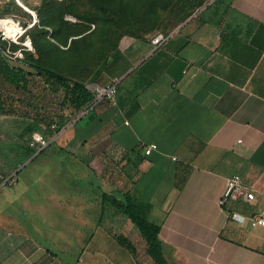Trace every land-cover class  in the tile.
I'll return each instance as SVG.
<instances>
[{
  "label": "crops",
  "instance_id": "0c3cea01",
  "mask_svg": "<svg viewBox=\"0 0 264 264\" xmlns=\"http://www.w3.org/2000/svg\"><path fill=\"white\" fill-rule=\"evenodd\" d=\"M154 35H124L109 54L100 84L118 82L117 103L101 100L51 138L62 160L70 155L96 172L99 199L87 195L95 187L88 173L20 181L18 167L15 181L0 187V264H104L61 256L62 242L72 245L68 233L32 230L27 220L101 222L105 210L120 230L92 236L89 248L108 255L105 264H139L117 239H138L133 222L103 204L105 192L150 203L169 264H264V226L252 227L248 218L264 212V0H222L157 46ZM151 143L158 148L144 154ZM236 173L256 199L222 207ZM232 211L247 218L235 221Z\"/></svg>",
  "mask_w": 264,
  "mask_h": 264
},
{
  "label": "rangeland",
  "instance_id": "374dc122",
  "mask_svg": "<svg viewBox=\"0 0 264 264\" xmlns=\"http://www.w3.org/2000/svg\"><path fill=\"white\" fill-rule=\"evenodd\" d=\"M190 1L193 0H67L66 4H63L60 0H0V19L11 18L21 28L16 36H11L0 27V49L4 57L16 65L29 67L34 62L45 63L50 60L55 67L63 70V75L67 78L87 85L92 82L105 84L101 79L105 74V63L112 49L124 35L145 36L154 35L157 32L170 33L189 18L198 16L204 9L219 4L222 0H200L194 8L186 4ZM62 13L63 19L69 24L61 22L59 16ZM42 18L51 24L46 26L49 29L47 39L40 36L36 29V27H44L41 23ZM76 29L84 30V32L74 35ZM53 30L58 37L51 35ZM34 37L39 46L45 49L44 56L37 52ZM73 38H76L74 43ZM66 40L68 44L73 43L70 53L56 51L54 44L66 49L68 46L61 43ZM16 53H22V58L12 59L11 57ZM60 65L64 68L62 69ZM40 85L41 88L32 87L30 90L32 95H29L27 91H16L0 77V92L11 93L15 97L14 103H9L0 95V185L13 175L14 169L20 164L19 160L13 159L14 154L10 151L8 144L17 138L31 116L43 111L49 113L44 108L46 105L38 100V93L42 90L43 82ZM12 109L16 110L15 114ZM46 134L49 137L50 130ZM56 143H51L41 153L36 156L34 154L22 163L17 169L22 167L17 178L20 181L26 178L30 181L80 180L86 179L81 176L88 173L92 175L90 177L94 180L95 187L88 190L87 195L97 201L103 189L96 172L88 169L86 162L77 161L76 163L70 155L66 154L65 159L62 160L64 154L53 150ZM55 164L67 167L63 166L55 174L54 170L51 172ZM48 169L51 170L48 171ZM3 192L4 189L0 190V198H4ZM8 195L12 198L19 196L17 192H8ZM15 201L13 207L17 204ZM31 218L33 220H27V222L32 230L39 228L44 232L60 228L63 234L68 233L67 238L71 237L72 245L62 242L67 251L61 252L60 255L72 256L77 258L78 262H80L79 257L89 255L100 259L105 264L109 260L108 255L90 249L88 246L90 238L92 236L97 238L105 229L120 230L111 220L107 210L101 222H99L100 217L76 221L43 220L32 216ZM90 250L93 251L90 252Z\"/></svg>",
  "mask_w": 264,
  "mask_h": 264
},
{
  "label": "trees",
  "instance_id": "16d2710c",
  "mask_svg": "<svg viewBox=\"0 0 264 264\" xmlns=\"http://www.w3.org/2000/svg\"><path fill=\"white\" fill-rule=\"evenodd\" d=\"M66 1L67 0H60L63 4H66ZM199 3L200 0H193L186 4L194 8ZM69 12L71 11L69 10ZM59 18L63 24L68 23L63 19V13ZM41 23L44 27H36V24H34V26L39 32V35L46 38L49 34V29L46 28V26H51V24L43 18ZM83 32L84 30L79 31L76 29L74 35ZM51 35L57 36L54 34V30ZM33 41L35 42L37 52L41 54V56H44L45 49H42L39 46L35 37ZM75 41L76 38H73L72 42L74 43ZM61 43L68 47L63 49L54 44L56 51L70 53L73 43L68 44V40L64 42L61 41ZM117 46L118 44L112 49V51ZM60 66L62 69L64 68L63 65ZM59 69L60 67H55L50 60H47L45 63L37 61L34 62V64L29 65V67L16 65L12 63V61L7 60L4 57L3 51L0 49V77L16 89V91H27L29 95H32V91H30L32 87L39 88L41 86L40 83L43 82L44 85L42 90L38 93V100L46 105L44 108L49 111V113L43 111L40 114L38 113V115L31 116L26 122L25 127L17 135V138L8 144L10 151L14 154L13 159L15 161L19 160V166L38 151V149L29 144L33 132L41 130L43 124L50 127V124L54 119H57L59 127L64 126L71 120L72 115L78 114L81 109L92 102L95 98L94 92L86 86V83L67 78L63 75V70ZM0 95H2L4 100L9 103H14L15 101V97L11 93L4 94L3 92H0ZM50 110H52L51 113ZM12 112L15 114L16 110L12 109ZM26 112L30 114L28 111ZM48 130H50L51 135L54 133L53 130ZM27 136L28 139H26ZM43 150L44 149L40 150L39 153ZM19 166H17L14 171ZM13 178H15L14 175L6 185L11 183ZM106 202L111 203L119 212L125 214L127 218L133 222L132 229L133 232L138 235V239L132 241L129 237L123 234L118 235L117 239L132 252L139 264H169L164 256L162 241L159 237L160 225L151 221L148 217L151 207L150 203L140 201L127 193L124 198H118L114 194L105 192L103 193V204ZM236 204L243 205L244 202L238 201Z\"/></svg>",
  "mask_w": 264,
  "mask_h": 264
},
{
  "label": "built area",
  "instance_id": "2783aa9c",
  "mask_svg": "<svg viewBox=\"0 0 264 264\" xmlns=\"http://www.w3.org/2000/svg\"><path fill=\"white\" fill-rule=\"evenodd\" d=\"M167 35L163 32H157L151 39V42L157 46L161 44ZM31 46V42L29 43ZM22 53H16L12 56V59H20L22 58ZM90 90H92L95 94V98L92 102L86 105L80 112L74 117V119L70 120L64 126L59 127L57 119L50 124V127L46 124L42 125V129L35 131L32 133L31 139L29 140V144L32 147L38 149V151L46 148L50 142L51 138H56L60 134H62L66 129H68L73 122L79 117L85 115L89 110H91L98 102L103 99H107L112 101L113 103H117V93H118V82L113 81L107 85H102L98 82H92L86 85ZM51 129L54 131L52 135L49 137L46 134V131ZM158 147L155 143L144 144L142 146V151L144 154L148 155L152 153V151L156 150ZM15 181V178L11 180V183ZM256 199L255 190L249 183L245 182L240 174H233L227 179L226 188L219 200V203L222 207H225L232 200L234 201H244L248 203H253ZM231 218L235 221H243L247 218L246 215L238 212L232 211ZM250 225L252 227L263 225L264 226V212H256L252 215L248 216Z\"/></svg>",
  "mask_w": 264,
  "mask_h": 264
},
{
  "label": "bare ground",
  "instance_id": "6f19581e",
  "mask_svg": "<svg viewBox=\"0 0 264 264\" xmlns=\"http://www.w3.org/2000/svg\"><path fill=\"white\" fill-rule=\"evenodd\" d=\"M23 5V4H22ZM24 6V5H23ZM27 10H30L28 7L24 6ZM0 27L5 30L11 36H16L21 28L17 25L15 21L11 18L8 19H0Z\"/></svg>",
  "mask_w": 264,
  "mask_h": 264
},
{
  "label": "water",
  "instance_id": "95a60500",
  "mask_svg": "<svg viewBox=\"0 0 264 264\" xmlns=\"http://www.w3.org/2000/svg\"><path fill=\"white\" fill-rule=\"evenodd\" d=\"M180 26H181V25H180ZM39 152H40V151H37L36 154H38ZM12 176H13V175H11L10 177H8V178L4 181V183L0 185V187L3 186L5 183H7V182L12 178Z\"/></svg>",
  "mask_w": 264,
  "mask_h": 264
}]
</instances>
